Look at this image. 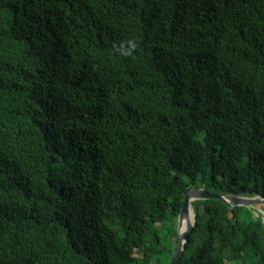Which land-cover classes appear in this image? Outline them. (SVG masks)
<instances>
[{"label":"trees","instance_id":"trees-1","mask_svg":"<svg viewBox=\"0 0 264 264\" xmlns=\"http://www.w3.org/2000/svg\"><path fill=\"white\" fill-rule=\"evenodd\" d=\"M203 187L264 196V0H0V264H169ZM192 208L177 264H264Z\"/></svg>","mask_w":264,"mask_h":264},{"label":"water","instance_id":"water-1","mask_svg":"<svg viewBox=\"0 0 264 264\" xmlns=\"http://www.w3.org/2000/svg\"><path fill=\"white\" fill-rule=\"evenodd\" d=\"M183 203L181 210L178 214L177 219V246L176 250L172 255L169 264H177L179 258L181 257L184 246L187 242L188 236L195 224V214L191 221L189 217L190 211H193L192 203L195 201H205V200H219L227 207L232 210L236 207H244L251 210L256 218H259L264 225V211H259L258 206H264V196H253V197H243L234 193L229 194H216L210 193L203 189H190L187 188L183 194ZM182 227L184 229L181 231Z\"/></svg>","mask_w":264,"mask_h":264},{"label":"bare ground","instance_id":"bare-ground-1","mask_svg":"<svg viewBox=\"0 0 264 264\" xmlns=\"http://www.w3.org/2000/svg\"><path fill=\"white\" fill-rule=\"evenodd\" d=\"M258 208H260V206H258ZM189 217H190V220L192 221L193 218H194V212L193 211H190L189 213ZM264 220V219H263ZM183 228V227H182ZM182 231V230H181Z\"/></svg>","mask_w":264,"mask_h":264},{"label":"rangeland","instance_id":"rangeland-1","mask_svg":"<svg viewBox=\"0 0 264 264\" xmlns=\"http://www.w3.org/2000/svg\"><path fill=\"white\" fill-rule=\"evenodd\" d=\"M202 189H204V187H203ZM257 209H258L259 211H263L261 208H258V207H257ZM200 211H201V210H200ZM263 218H264V216H263Z\"/></svg>","mask_w":264,"mask_h":264},{"label":"clouds","instance_id":"clouds-1","mask_svg":"<svg viewBox=\"0 0 264 264\" xmlns=\"http://www.w3.org/2000/svg\"><path fill=\"white\" fill-rule=\"evenodd\" d=\"M133 47H135V45H133Z\"/></svg>","mask_w":264,"mask_h":264}]
</instances>
